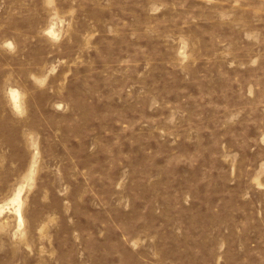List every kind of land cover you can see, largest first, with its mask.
I'll use <instances>...</instances> for the list:
<instances>
[{
    "label": "rangeland",
    "instance_id": "374dc122",
    "mask_svg": "<svg viewBox=\"0 0 264 264\" xmlns=\"http://www.w3.org/2000/svg\"><path fill=\"white\" fill-rule=\"evenodd\" d=\"M0 211V264H264V0H0Z\"/></svg>",
    "mask_w": 264,
    "mask_h": 264
},
{
    "label": "bare ground",
    "instance_id": "6f19581e",
    "mask_svg": "<svg viewBox=\"0 0 264 264\" xmlns=\"http://www.w3.org/2000/svg\"><path fill=\"white\" fill-rule=\"evenodd\" d=\"M19 192H21V190ZM19 192H17V193H19ZM13 201L16 204L14 207H15V210H16L18 216H19V224L21 225L23 223V216H22V211H21V194L19 193V194L15 195L13 198Z\"/></svg>",
    "mask_w": 264,
    "mask_h": 264
}]
</instances>
